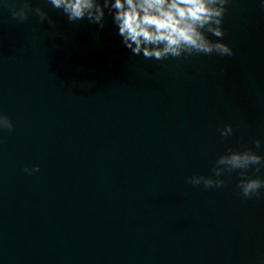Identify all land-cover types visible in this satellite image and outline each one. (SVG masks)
Wrapping results in <instances>:
<instances>
[{"label": "water", "instance_id": "water-1", "mask_svg": "<svg viewBox=\"0 0 264 264\" xmlns=\"http://www.w3.org/2000/svg\"><path fill=\"white\" fill-rule=\"evenodd\" d=\"M11 4L0 0V112L13 122L0 132V264H264V189L242 198L237 172L222 188L186 181L228 147L264 156V0L228 5L233 56L187 61L133 56L107 15L99 29L32 0L53 28L13 19Z\"/></svg>", "mask_w": 264, "mask_h": 264}, {"label": "clouds", "instance_id": "clouds-1", "mask_svg": "<svg viewBox=\"0 0 264 264\" xmlns=\"http://www.w3.org/2000/svg\"><path fill=\"white\" fill-rule=\"evenodd\" d=\"M55 9L62 10L69 22L86 19L90 24L105 26L106 15L117 27L121 44L133 56L145 60L164 61L169 58L187 61L192 56L231 57L233 49L224 42V16L232 0H48ZM7 3V0H6ZM264 8V4L261 5ZM13 19L23 22L34 12L40 21H47L53 28L56 22L40 7L33 8L32 0H12L9 8ZM210 37H216L211 39ZM11 118L0 112V132L12 131ZM220 136L233 134L232 125L219 129ZM2 143V140H0ZM256 148L261 146L254 140ZM254 166L259 172L264 168V156L252 148L233 149L228 147L214 161L211 175L194 174L186 178L193 186L222 188V176L237 172L236 187L244 199L260 194L264 179L249 175ZM23 171L31 175L39 172V165L25 166Z\"/></svg>", "mask_w": 264, "mask_h": 264}]
</instances>
